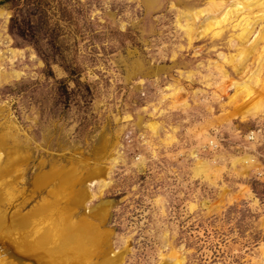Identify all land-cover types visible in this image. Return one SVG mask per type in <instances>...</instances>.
Returning <instances> with one entry per match:
<instances>
[{
  "label": "rangeland",
  "instance_id": "374dc122",
  "mask_svg": "<svg viewBox=\"0 0 264 264\" xmlns=\"http://www.w3.org/2000/svg\"><path fill=\"white\" fill-rule=\"evenodd\" d=\"M208 2L0 0V142L26 155L2 220L50 204L89 232L75 264H264V42L249 85L218 96L241 81L225 59L241 29L190 43Z\"/></svg>",
  "mask_w": 264,
  "mask_h": 264
},
{
  "label": "bare ground",
  "instance_id": "6f19581e",
  "mask_svg": "<svg viewBox=\"0 0 264 264\" xmlns=\"http://www.w3.org/2000/svg\"><path fill=\"white\" fill-rule=\"evenodd\" d=\"M256 7L264 11V0H209L205 8L186 13V23L181 24L190 43L209 33H212L213 37L221 36L229 25L240 27L241 32L231 40V45L238 51L231 55L230 59H225L226 63L235 67L241 81L230 78L220 83L217 85L218 96L227 94L229 88L233 86L237 89L247 87L251 82V76L253 77L255 73V71H252L250 74L251 63H248V56L258 51L259 44L264 42V24L259 29L255 27V24L259 23L258 20L263 22L264 18L262 15L260 17L250 16ZM1 60L2 55L0 53ZM217 66L227 77L223 65ZM187 77L192 79L193 73H188ZM226 82H229V84ZM182 91H184V88L180 87L173 94ZM185 103L186 99L182 102L174 101L173 106L178 107ZM236 111L238 113L236 116L239 115L244 118L250 112V108L246 104H240ZM156 127L157 125L153 123V128ZM4 149L2 139L0 142V195L4 190L3 192L13 197L14 193L9 192V190L13 186V180L17 181L18 176H16V173L22 174L23 172L18 166L26 162V155L17 150L13 152L7 150L8 155L4 156L6 155L2 151ZM112 159L116 160L115 157H112ZM101 182L104 186L108 184L105 179H101ZM102 205H106V202H103ZM42 207L34 206L31 212L25 216L20 215L19 218H15L10 222L2 220L6 216L1 215L0 264H75L76 258L80 257V260L84 258L83 255L86 254L90 243L87 229L75 228L76 230H68L70 227L68 225V227L64 226L63 228L59 223H55L56 220L52 216L45 213L47 210L53 212V207L50 204L45 205L44 209ZM3 221L5 225L2 224ZM118 259H120L118 251L106 257L107 264H119ZM159 264H186V261L183 256H174V254L165 256L163 254L162 261Z\"/></svg>",
  "mask_w": 264,
  "mask_h": 264
}]
</instances>
